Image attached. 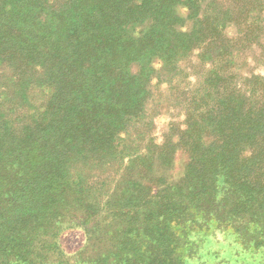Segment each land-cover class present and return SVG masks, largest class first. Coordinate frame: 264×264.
<instances>
[{"label": "trees", "instance_id": "obj_1", "mask_svg": "<svg viewBox=\"0 0 264 264\" xmlns=\"http://www.w3.org/2000/svg\"><path fill=\"white\" fill-rule=\"evenodd\" d=\"M263 10L0 0V264H72L48 260L66 232L83 236L78 264H210L218 234L263 260L264 76L237 73L264 52ZM193 57L183 125L157 143L141 129L151 84L197 80Z\"/></svg>", "mask_w": 264, "mask_h": 264}, {"label": "rangeland", "instance_id": "obj_2", "mask_svg": "<svg viewBox=\"0 0 264 264\" xmlns=\"http://www.w3.org/2000/svg\"><path fill=\"white\" fill-rule=\"evenodd\" d=\"M216 1L224 2L226 0ZM261 19L264 25V10L261 14ZM235 31L236 27L234 25H230L229 28L226 30V32H230V35L236 34ZM244 55H246V62L248 66H243L237 72L239 73V76H246L247 72L250 70L254 71V73L257 75L264 76L263 49L259 46L254 45L252 50H247ZM252 58H256L257 62ZM260 58H262L263 60H259ZM240 59L241 65L242 58ZM185 63L183 64V66L186 65ZM189 63L191 64L188 66L192 67V71H195L194 73H197L199 71L197 74V80H189L187 76H189L190 71L187 70L184 71V75H181V77H184L186 79L177 78L172 82V84L156 83V80H154L151 84L152 96L150 98L149 103L146 105V115H144V117L142 118L143 121L141 129L143 130L144 136L145 133L146 135L150 133L153 136L152 138H154L157 143H162L164 136L166 134H169L172 129L182 127L184 121V105L181 103L182 101L180 99V95L182 94V91L185 87H188L189 89L185 90L186 94L190 95L197 86L195 84L201 81L203 75V69L200 66L201 64L196 59V57H193L192 60L189 61ZM161 75L163 76L160 77V80L165 81V74ZM168 85H171V87ZM183 161V155L177 154L175 156V164L168 170L161 169L160 174L166 171L164 173V177L166 179H173L183 169ZM216 237L211 242L210 247L212 248L209 251H212L213 253L217 254L215 258H211L210 264H264V259L262 260V255L257 251L254 252L253 250H251V247H248L247 249L239 248V246L234 242L233 239L223 234H218L216 235ZM62 241L64 243V248L62 249L64 250L63 252L64 254H66V256L62 255V257H56L55 254L48 252L49 263H55L57 260L62 259L72 264H78L80 260L70 256L78 255L77 251L83 244V236L79 233H75L74 235L73 232H66V234L62 237ZM214 241H216L217 243L215 242L214 244ZM213 245L215 247H213ZM223 252L227 253L224 255L222 254ZM86 255H89V253L87 252L85 255L81 256L87 257Z\"/></svg>", "mask_w": 264, "mask_h": 264}, {"label": "clouds", "instance_id": "obj_3", "mask_svg": "<svg viewBox=\"0 0 264 264\" xmlns=\"http://www.w3.org/2000/svg\"><path fill=\"white\" fill-rule=\"evenodd\" d=\"M193 264H194V262H193Z\"/></svg>", "mask_w": 264, "mask_h": 264}]
</instances>
